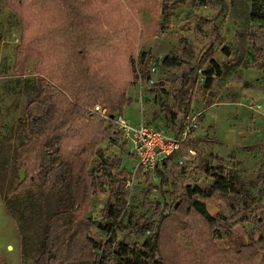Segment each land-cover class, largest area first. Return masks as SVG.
Masks as SVG:
<instances>
[{
  "label": "rangeland",
  "instance_id": "rangeland-1",
  "mask_svg": "<svg viewBox=\"0 0 264 264\" xmlns=\"http://www.w3.org/2000/svg\"><path fill=\"white\" fill-rule=\"evenodd\" d=\"M29 1L10 0L8 5L0 0L2 264H34L47 216L57 210L51 185L33 191L14 190L23 177V170L14 165L17 146L28 137L24 106L37 93V76L57 84L65 78L79 90L85 84L97 85L98 78L111 95L121 91L129 98L121 108L129 125L143 121L175 134L176 124L167 111L173 108L171 93L181 76L182 67L176 62H197L211 43L220 75L205 88L202 66L189 91V115L195 122L189 146L195 155L178 163L185 152L182 148L158 167L166 178L165 186L155 170L132 174L135 156L131 148L125 142L119 145L123 138L110 120L91 110L94 104L107 107L105 103L76 102L82 117L72 127L69 143L72 150H79L96 136L102 139L87 161L94 190L88 214L99 220L111 203L117 217L114 232L94 230L92 237L98 243L104 245L110 237L138 249L148 236L142 233L144 228H156L163 213H168L171 216L162 223L167 229L159 239L158 255L165 264H206L200 240L192 239L187 231L173 238L170 221L175 208L189 207L182 187L196 184L208 189L213 180L206 170L222 165L236 176L240 192L215 191L210 197L199 196L224 227L221 239L213 240V244L219 250H225L226 245L235 249L253 246L264 264V174L259 179L256 175L261 166L264 170V0H68V8L74 13L60 2L58 5V0ZM218 11L221 15L211 21ZM70 20L75 27L68 29ZM212 25L218 27L219 38ZM21 37L24 43L32 41L27 68L17 75L13 66ZM75 41H86L84 59H76L77 66L68 54L69 45ZM223 45L227 54L221 49ZM142 52L151 82H145V76L139 81L136 73ZM78 66H85L83 75ZM48 74H55L59 80ZM98 127L103 128L104 136ZM108 134L119 142L116 146L110 147L111 140H104ZM243 203L249 208L242 209ZM191 216H183L182 221L188 220L203 237L205 225ZM243 216L247 219L242 220Z\"/></svg>",
  "mask_w": 264,
  "mask_h": 264
},
{
  "label": "trees",
  "instance_id": "trees-1",
  "mask_svg": "<svg viewBox=\"0 0 264 264\" xmlns=\"http://www.w3.org/2000/svg\"><path fill=\"white\" fill-rule=\"evenodd\" d=\"M9 1L6 0L8 5ZM30 1L42 2V0ZM59 2L61 5H65L68 12L70 11L68 0H58V5ZM71 11L74 13L73 8ZM220 11L211 17V21L216 20L221 15L222 12ZM67 24L68 29L75 27L73 20ZM212 27L216 37L219 38L218 27L215 25ZM49 31L50 29L47 33ZM21 40L22 42L15 48L16 58L13 69L17 75L23 74L27 68L25 62L30 54L29 47L32 41L29 39L24 43L22 37ZM85 45L86 41L78 43L75 41L69 45L71 51L68 54L71 60L74 59L75 66H77L76 59L79 61L84 59L85 53L82 49H85ZM221 49L227 54L228 50L225 45ZM213 54L214 48L213 43H211L197 62L190 64L181 59L176 62L182 67L181 76L171 93L173 108L167 111L168 117L176 124V132L182 128V118L178 115L181 112L183 114L190 112L189 91L197 81L198 69L205 65V69L202 70L205 88L210 87L213 78L220 75ZM138 59L136 73L146 78L148 70L145 67V54L140 53ZM78 67L83 75L86 70L85 66ZM48 77L59 80L55 74H48ZM97 82V85L89 83L86 86L85 84L84 88L79 90L72 88L71 80L64 78L59 84L53 82L56 87L43 77L37 76V93L24 106L28 137L17 146L14 165L17 169L23 170V177L18 181L14 190L17 192L22 190L33 191L51 185L54 187L57 197V210L47 216L41 249L34 264H109L110 261L113 264H165L163 257L158 255V251L161 234L167 229L162 223L171 216L168 213H163L155 226L156 228L150 226L144 228L142 233L146 232L148 236L138 249L132 248L124 241L114 242L110 237L103 245L92 237L94 230L106 234L114 232L117 214L111 203L107 204L106 213H100L101 219L99 220L90 217L88 214L94 190L91 170L88 168L89 163L87 161L96 152L92 148L102 139L96 136L80 146L79 150H72L69 143L73 137L72 127L81 121L82 117L81 108L76 102L82 100L100 101L107 104L106 108L112 114L121 112L123 103L129 101L124 92L120 91L111 95L105 90V85L101 84L102 81L99 82L97 78ZM98 128L100 130L98 133L104 136L103 128ZM106 138L108 141L111 140L109 142L110 147L119 143L111 138L110 134L105 136L104 140ZM123 143L124 139L120 141L119 145L122 146ZM262 168L263 166L256 172L257 179L264 174ZM155 172L159 176L162 186H165L166 178L163 177V172L159 171L158 167ZM206 174L213 180L208 189H201L196 184H186L182 187L189 207L175 208V213H173L175 216H172L170 221L173 230L172 237H177L182 231H187L193 236L192 239H199L200 251L202 255H205L206 264H263L253 246L241 245L235 249L231 245H226L225 250L216 249L213 240L221 239V228L224 227L218 224L219 216L212 215L207 211L199 196L210 197L215 191L239 193L240 188L237 187L236 176L225 170L222 165L210 166L206 170ZM247 208H249V204L243 203L242 209ZM188 214H191V217L198 220L200 224L205 225L206 230L203 237H201L199 229L189 224L188 220L182 221L183 216H188ZM246 219L243 216L242 220Z\"/></svg>",
  "mask_w": 264,
  "mask_h": 264
},
{
  "label": "built area",
  "instance_id": "built-area-1",
  "mask_svg": "<svg viewBox=\"0 0 264 264\" xmlns=\"http://www.w3.org/2000/svg\"><path fill=\"white\" fill-rule=\"evenodd\" d=\"M149 70L153 71L154 67L150 66ZM138 77L140 81L141 76L139 74ZM146 81L151 82L152 79L147 76ZM91 110L100 118L110 120L115 130L129 144V148L135 156V165L132 169L133 175L137 172L141 174L153 172L157 167L163 165L167 158L179 153L182 148H185V152L180 154L177 160L178 163L194 158L195 149L190 147L189 144L191 129L195 122L189 112L182 115V128L175 134H170L143 121L132 127L123 118L121 112L110 114L105 106L94 104Z\"/></svg>",
  "mask_w": 264,
  "mask_h": 264
},
{
  "label": "crops",
  "instance_id": "crops-1",
  "mask_svg": "<svg viewBox=\"0 0 264 264\" xmlns=\"http://www.w3.org/2000/svg\"><path fill=\"white\" fill-rule=\"evenodd\" d=\"M124 142H125V141H124ZM125 144H128V143L125 142ZM128 146H129V144H128ZM128 148H129V147H128Z\"/></svg>",
  "mask_w": 264,
  "mask_h": 264
}]
</instances>
